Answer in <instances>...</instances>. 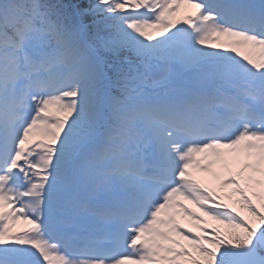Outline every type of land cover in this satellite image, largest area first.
Wrapping results in <instances>:
<instances>
[{
    "label": "snow or ice",
    "instance_id": "snow-or-ice-1",
    "mask_svg": "<svg viewBox=\"0 0 264 264\" xmlns=\"http://www.w3.org/2000/svg\"><path fill=\"white\" fill-rule=\"evenodd\" d=\"M246 188L264 0H0V264H264Z\"/></svg>",
    "mask_w": 264,
    "mask_h": 264
},
{
    "label": "trees",
    "instance_id": "trees-1",
    "mask_svg": "<svg viewBox=\"0 0 264 264\" xmlns=\"http://www.w3.org/2000/svg\"><path fill=\"white\" fill-rule=\"evenodd\" d=\"M68 1H70V2H74L75 4H79V5H83V6H87L88 5V3L90 2V0H68ZM56 2L57 3H64V4H67L64 0H56ZM54 3H55V1H54ZM89 20H90V18H85V22L87 23V22H89ZM227 231H228V229L227 228H225Z\"/></svg>",
    "mask_w": 264,
    "mask_h": 264
},
{
    "label": "bare ground",
    "instance_id": "bare-ground-1",
    "mask_svg": "<svg viewBox=\"0 0 264 264\" xmlns=\"http://www.w3.org/2000/svg\"><path fill=\"white\" fill-rule=\"evenodd\" d=\"M241 52L244 53V54H248V50H247V49H241ZM257 55H258V54H257ZM230 162L232 163L231 159H229V161H228V163L231 165ZM215 167H217V166H215ZM190 171H192V174H193L194 178L197 179V180L199 181V179L196 177V173H195L194 169H192V170H190ZM196 172H198V171H196ZM218 174H219V173H218ZM210 175H212V174H210ZM210 175H207V176L205 177V180H206L207 182H210V180L212 179V176H210Z\"/></svg>",
    "mask_w": 264,
    "mask_h": 264
},
{
    "label": "rangeland",
    "instance_id": "rangeland-1",
    "mask_svg": "<svg viewBox=\"0 0 264 264\" xmlns=\"http://www.w3.org/2000/svg\"><path fill=\"white\" fill-rule=\"evenodd\" d=\"M183 9V8H182ZM181 9V12H180V14L178 15V16H181V17H183L184 16V14H182V11H185V10H182ZM189 11H190V9H188ZM192 11V10H191ZM258 179H259V177H258ZM208 187H210L211 188V186H208ZM256 189H258V191H260V190H262V189H264V188H256ZM225 202H227V201H225ZM243 216H245V215H243ZM24 226H25V224H22L21 226L19 225V224H15V230H17V229H20V228H24Z\"/></svg>",
    "mask_w": 264,
    "mask_h": 264
}]
</instances>
